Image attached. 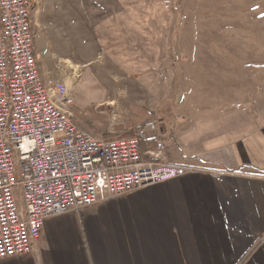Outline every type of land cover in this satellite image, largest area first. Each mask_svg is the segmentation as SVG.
I'll use <instances>...</instances> for the list:
<instances>
[{"label": "rangeland", "instance_id": "374dc122", "mask_svg": "<svg viewBox=\"0 0 264 264\" xmlns=\"http://www.w3.org/2000/svg\"><path fill=\"white\" fill-rule=\"evenodd\" d=\"M38 2L40 74L67 71L71 110L95 136L134 135L169 110H264V0Z\"/></svg>", "mask_w": 264, "mask_h": 264}, {"label": "crops", "instance_id": "0c3cea01", "mask_svg": "<svg viewBox=\"0 0 264 264\" xmlns=\"http://www.w3.org/2000/svg\"><path fill=\"white\" fill-rule=\"evenodd\" d=\"M164 114L138 124L143 158L196 170L51 216L0 264H264V110Z\"/></svg>", "mask_w": 264, "mask_h": 264}, {"label": "built area", "instance_id": "2783aa9c", "mask_svg": "<svg viewBox=\"0 0 264 264\" xmlns=\"http://www.w3.org/2000/svg\"><path fill=\"white\" fill-rule=\"evenodd\" d=\"M34 11L38 0H0V258L31 252L51 216L196 170L145 160L143 128L107 139L80 127L68 82L40 74Z\"/></svg>", "mask_w": 264, "mask_h": 264}, {"label": "trees", "instance_id": "16d2710c", "mask_svg": "<svg viewBox=\"0 0 264 264\" xmlns=\"http://www.w3.org/2000/svg\"><path fill=\"white\" fill-rule=\"evenodd\" d=\"M138 109L140 110L141 108H138V107H137L136 110L138 111ZM143 110H144V109H143ZM143 110H142V111H143ZM148 116H149V115H148V113H146V112H144L143 115H138V116L134 114V115H133V118H134L135 121H136V122H134V123L140 124L142 121L146 120V119L148 118ZM131 136H133V134H132L130 131H128V132L125 131V133H123V134H121V135H116V136L114 135V137L111 136V137H108L107 139L127 138V137H131Z\"/></svg>", "mask_w": 264, "mask_h": 264}, {"label": "bare ground", "instance_id": "6f19581e", "mask_svg": "<svg viewBox=\"0 0 264 264\" xmlns=\"http://www.w3.org/2000/svg\"><path fill=\"white\" fill-rule=\"evenodd\" d=\"M70 63V62H69ZM95 135V134H94Z\"/></svg>", "mask_w": 264, "mask_h": 264}]
</instances>
